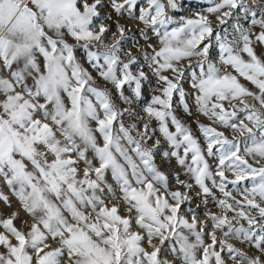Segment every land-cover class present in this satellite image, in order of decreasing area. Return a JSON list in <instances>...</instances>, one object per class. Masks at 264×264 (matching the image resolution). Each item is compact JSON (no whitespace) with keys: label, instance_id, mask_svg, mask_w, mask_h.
I'll return each mask as SVG.
<instances>
[{"label":"snow or ice","instance_id":"snow-or-ice-1","mask_svg":"<svg viewBox=\"0 0 264 264\" xmlns=\"http://www.w3.org/2000/svg\"><path fill=\"white\" fill-rule=\"evenodd\" d=\"M207 4L0 0V264H264V0Z\"/></svg>","mask_w":264,"mask_h":264},{"label":"rangeland","instance_id":"rangeland-1","mask_svg":"<svg viewBox=\"0 0 264 264\" xmlns=\"http://www.w3.org/2000/svg\"><path fill=\"white\" fill-rule=\"evenodd\" d=\"M180 4H181V8L179 9L178 12L174 13V15L178 18L179 16H185V17H191L194 16V14L196 12H203L207 7V0H179ZM110 23V21H109ZM122 23H126L129 26H131L133 28V31L135 32V26L134 23L132 21H122ZM141 44H143V41L141 40ZM129 46H130V42H129ZM259 51V49H258ZM87 67V65H85ZM91 71V69H90ZM147 71V69H146ZM93 75L96 76V73L93 72ZM97 82L101 87H111L110 85H106L105 82L100 79L99 77H97ZM153 85H154V81H153ZM250 86V85H249ZM185 87L187 88L188 85L185 84ZM251 87V86H250ZM152 94V87L151 86H145V100L144 102L146 103L149 99L150 96ZM190 105L192 104V101L189 100ZM193 111H195L193 109ZM178 115L180 116V118L185 121L192 129L194 132H196L197 130V124H196V120L199 119V121L207 124L209 123V121L207 120V118L203 117V116H197V115H192L189 116L186 113H184L182 108H178L177 109ZM155 124V122H154ZM174 130V129H173ZM197 134H199L197 132ZM157 135H159L157 133ZM162 149H166L167 148V144L162 142L161 145ZM158 163H161L158 157ZM161 168L163 171H165L166 173L171 174L174 171H178V166L176 165L175 161H171L170 163L168 162H163L161 163ZM184 177L181 176V179H183ZM5 192H7L6 189H4ZM10 195V194H9ZM10 199L12 201V208H8L6 205L3 204V202H0V211H2L4 213V215H8L11 211L14 210H19L21 212L20 215V219L16 221L17 226H21V223L23 220L28 219L26 214L23 213V211L20 209V205L19 203L16 201L15 197H12L10 195ZM196 203H199V201L197 200ZM214 211H216V209H213ZM31 221H29L30 223Z\"/></svg>","mask_w":264,"mask_h":264}]
</instances>
